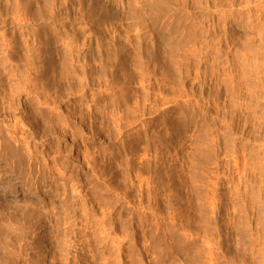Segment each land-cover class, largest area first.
Instances as JSON below:
<instances>
[{
	"label": "rangeland",
	"instance_id": "obj_1",
	"mask_svg": "<svg viewBox=\"0 0 264 264\" xmlns=\"http://www.w3.org/2000/svg\"><path fill=\"white\" fill-rule=\"evenodd\" d=\"M171 1L0 0V95L8 98V103L18 110L19 115L24 113V108L30 110L29 108L36 107L35 95L50 98L54 102L51 114L45 111L43 115H32L33 112L30 110L31 118H28L29 121L25 119L28 130L47 144L43 147L35 145V150L38 154L47 153L49 156L51 152H56L58 146L65 144L64 150L68 157L65 163L66 171L76 173L73 178L82 186L81 191L72 197L73 203L94 198V209L89 208L87 218L74 216L72 208L68 209L70 215L63 213L58 201L53 200L51 205L52 198L49 194L40 202L33 197V202L28 201L27 206L24 205L27 203V197L23 203L17 200V204L8 207L10 212L3 208L1 211L4 213L0 211L2 215L0 230L4 231H0V264H157L159 244L142 232L141 220L136 213L133 220L128 218L130 210H134L133 206L140 197V190L136 185L139 182L137 178L135 179L132 169L144 159L150 148L147 149L145 145L147 143L141 141L140 137L137 144L135 141L136 149L121 154L116 149L117 139L109 135L114 130L110 127L113 126L114 115L125 113L127 103L130 104L128 107H135L134 103L138 98L139 102L140 98L142 100L145 98L144 89L147 88L155 91L156 88H160L158 90L162 88L161 91L166 90L168 93L169 87L171 89L173 85H177L171 82L174 81L173 76V79L179 78V84L182 83L178 86L188 90L191 88L192 94L203 102L200 104L208 107L216 118H221L223 116L221 113L224 112V120L230 118V115L232 119L225 120L229 122L230 130L223 132L219 138L221 142L217 148L220 150V167L215 166L214 160L208 161V164L199 162L197 166L194 165L190 156L200 139L186 137L185 140L182 139L180 147L177 146L175 151H172L175 157L172 156L173 153L161 154L160 158L154 161L151 172L153 176L151 173L146 174L148 186L144 184L143 190L148 193L144 194L149 195V198H145V203L151 206L149 209H142L141 212L149 211V218L155 221V216L152 214V217L150 212L155 207L157 211L163 209L160 212L166 219L162 218L160 222L165 225V233L170 239L175 238L178 244H184L182 247L186 250L185 257L188 258L183 259L179 254H169L159 264H189L190 260L194 261L190 264H196L200 263L196 259L201 260V257L202 264H264V112L263 115L260 114L262 107L264 109V93L259 91V95H255L249 101L245 82L240 75L237 76L238 81H234L235 87L230 82L228 84L230 80L229 77L226 78L232 73V64L235 60L242 61L247 57L249 59L245 60L251 64L252 61L249 60H253L256 55L262 56L264 35L259 29H251L244 33L242 24L231 19L232 15H229L226 22L218 19L222 12L230 9L229 12H233L235 17L241 14L256 18V14H259L260 21L264 17V5L247 7L246 1L241 0H228L227 3L226 0H188L186 9L179 14L182 18L187 16L194 29L205 36L199 44L204 47L199 50L201 53L199 59L202 63L198 72L190 67L188 69L187 63H182L183 67L180 65V68L184 70L180 69L181 77H177L174 69L179 63L175 61L177 64L175 67L173 55L175 48L183 52L186 48L184 42L177 39L179 37L177 33H181L180 29L183 27L181 25L186 22L180 24L181 22L172 19L171 11L174 5ZM210 16L211 19L208 21ZM168 32L175 34L169 36ZM211 37L213 39L210 40ZM205 42L221 46L223 48L221 54L208 51L211 57L207 58L208 48ZM250 43L256 46H251ZM254 50L255 55L252 54ZM263 56L261 63L264 62ZM160 66L173 68L174 71L170 68V72L173 73L171 81L167 77L161 75L159 77L160 71L157 69ZM115 70L116 74L113 73ZM151 74L157 76L151 77ZM257 76L264 82V71ZM113 77L120 79L115 81L114 78L113 81ZM140 77L144 79L143 81L147 80V83L151 80V83L147 84L145 81V84ZM166 79L172 86L170 82H165ZM162 81L165 84H162ZM237 83L240 85L239 88ZM140 86L142 89L139 90ZM233 89L234 92L239 89L241 93L238 91L234 93ZM230 93L236 97H231ZM152 95L153 90L150 96ZM237 95H241V98ZM161 96L162 98H159L163 99L164 95ZM236 98L239 99V103ZM145 102L148 103V107L154 106L150 101ZM162 108L166 113L176 110L167 106ZM199 113L197 108L196 114ZM13 118L9 112L0 117V136H5L6 128H12ZM145 119L155 121L160 120V117L154 113ZM105 122L108 126L106 124L103 129L102 124ZM18 126L23 137L29 136L26 128ZM128 132L125 134L130 133ZM153 149L156 148L153 147L151 150ZM152 153L154 151L149 154ZM137 154H143V157ZM159 154L160 152L158 157ZM250 157H253V161ZM243 161L244 163L247 161L245 166ZM197 167H202L200 168L202 170ZM201 172L203 176L199 175ZM165 173L169 175L166 176ZM190 178L195 189L189 184ZM95 179L116 198L94 197L92 190L93 185H96ZM184 180L187 181V185ZM208 182H212L211 193L214 191L216 195L213 199V194L209 192L210 188L209 191L206 190L208 189L206 187H211ZM199 183H203L204 186ZM212 184H215V188ZM77 195L78 198L74 201ZM6 197L9 198L4 194L3 198L7 199ZM92 215L93 218H90ZM49 219L53 222L52 233L43 237L41 226ZM71 219H76L77 222L70 224ZM90 219H93V222ZM206 231L208 232L204 233ZM103 243H108L109 246L103 247ZM127 247H131V251H128Z\"/></svg>",
	"mask_w": 264,
	"mask_h": 264
},
{
	"label": "bare ground",
	"instance_id": "obj_2",
	"mask_svg": "<svg viewBox=\"0 0 264 264\" xmlns=\"http://www.w3.org/2000/svg\"><path fill=\"white\" fill-rule=\"evenodd\" d=\"M170 1V0H169ZM181 1V2H180ZM178 2H176L175 0H172V4L174 5V7L172 6V11L171 9L169 11H171V16L173 17L172 19L177 21V22H181L180 24H182V22H186V23H183L184 25H181L183 26L181 30V33H177V39L178 40H182L184 42V44L186 45V48L184 49V52L183 51H180L179 48H177L178 50H176V48L174 49V55H173V63H179L178 67L177 64L175 65L176 70V76L178 77H181V72L182 70L180 69H183V68H180L182 66V63H187L188 65L186 66L188 69L189 67L193 70H196V72H198V70L201 68V59L200 58V51L199 50H202L203 48L199 45L200 42L205 38V36L194 29L193 27V24L190 22V20H187V16L185 18H182L181 17V14L179 13H183V11L186 9V5H187V2L188 0H180ZM246 1V5L247 7H257V6H262L264 5V0H241V2H245ZM228 2V0H226V3ZM181 3V4H180ZM221 5L222 3L219 2ZM225 3V4H226ZM232 5H234V2L231 3ZM242 4V3H240ZM169 6V5H168ZM241 7H244L243 5H240ZM169 8V7H168ZM230 10V9H229ZM229 10L227 12H222V14H220V16H218V19L219 21L222 22V20L224 22L227 21L229 15H232L230 17H232L231 19L233 20H237L239 21L241 24H242V31L244 33H248L251 29H259V31L264 35V17L261 18V20L259 21V18H260V15L259 14H256V18H252L251 15H237V17H235L232 13L233 12H229ZM168 11V10H167ZM170 13V12H169ZM185 13V12H184ZM224 13V14H223ZM180 15V16H179ZM219 15V14H218ZM185 16V15H184ZM212 16V15H211ZM211 16L209 17L208 21L211 19ZM227 18H226V17ZM251 17V18H250ZM170 18V17H169ZM184 20V21H183ZM172 21V20H171ZM170 21V22H171ZM173 23V21H172ZM171 24V23H170ZM175 24V22H174ZM180 26V27H181ZM173 27V26H172ZM174 28V27H173ZM172 28V29H173ZM179 28V26H178ZM169 29V28H168ZM167 29V30H168ZM175 29V28H174ZM172 31V30H171ZM180 32V31H179ZM175 34V32H173ZM172 32H168L169 36H172L173 34ZM167 34V35H168ZM236 35V34H235ZM262 35V36H263ZM212 36V34H211ZM245 37V36H244ZM264 37V36H263ZM213 39L212 37L210 38V40ZM251 39V38H250ZM262 40V39H261ZM264 40V38H263ZM262 40V41H263ZM252 42V40H251ZM260 42V41H259ZM181 43V42H180ZM207 44V58H210L211 55L208 54V51L210 52H213L214 54H221L222 50L223 49L221 46H216L210 42H205ZM263 43V42H262ZM261 43V44H262ZM252 43H250L251 45ZM239 45V44H238ZM172 46H175V45H172ZM171 46V47H172ZM177 46V45H176ZM247 46V45H246ZM249 46V45H248ZM251 46H256V45H251ZM258 46V45H257ZM263 46H264V43H263ZM179 47V46H178ZM238 47V46H237ZM243 47V46H242ZM259 47V46H258ZM261 47V46H260ZM249 48V47H248ZM239 50V49H238ZM241 50V49H240ZM239 50V51H240ZM243 50V48H242ZM241 50V51H242ZM238 51V53H239ZM246 51V49L244 50ZM249 51V50H247ZM259 51V50H258ZM258 51H256L257 53H259ZM261 51V49H260ZM263 51V50H262ZM241 53V52H240ZM243 53V52H242ZM262 53V52H261ZM255 55V50H254V53H252ZM240 55V54H239ZM252 55V56H254ZM260 55V53H259ZM264 55V52L262 53V56ZM262 56L260 55V57L258 55H256V57L253 59V60H249V61H252L251 64H249L250 62L247 63V60L249 58H247V60H242L241 59L239 60H235L232 64V73H229L227 75L226 78L229 77L228 80V84L229 82L233 84L234 86V81H236L238 79V75H240L242 81L245 82V85H246V91H247V98L249 99V101H251V99L254 98L255 95H259V91H261L262 93H264V82H261L257 77L258 74H261L264 70V62L262 61L261 63V59H262ZM264 57V56H263ZM240 58H243V57H240ZM257 58V59H256ZM120 59V58H119ZM236 59V58H235ZM252 59V58H251ZM121 61V60H120ZM126 63V62H125ZM124 63V64H125ZM122 64V63H121ZM120 65V64H119ZM181 65V66H180ZM116 66V65H115ZM118 67V66H117ZM125 67V65H124ZM174 67V68H175ZM183 67V66H182ZM121 68V67H120ZM123 68V66H122ZM126 68V67H125ZM124 68V69H125ZM163 68V69H161ZM169 66L168 67H162L160 66V70L157 69L158 71H160V73H158L159 77L160 75L163 76V77H167L169 78L168 80L171 81V77L173 75L172 72H170V68L173 70L172 67H170L169 69ZM117 70V69H116ZM116 70L113 72L115 73ZM173 70V71H174ZM184 70V69H183ZM263 70V71H262ZM122 71V70H121ZM124 71V70H123ZM112 72V71H111ZM151 72V71H149ZM148 72V73H149ZM155 72V70H154ZM152 72V73H154ZM112 73V74H113ZM117 73V72H116ZM115 73V74H116ZM122 73V72H121ZM120 73V74H121ZM162 73V74H161ZM114 74V75H115ZM149 75V74H148ZM147 75V76H148ZM153 74H151V77H152ZM147 76H146V79H147ZM154 77L157 76V75H153ZM150 78V75L148 76ZM158 77V78H159ZM174 77V76H173ZM172 77V80L174 81H171V82H174L175 84H177L176 86L173 85V87L170 89V85L168 86L169 87V92L167 93L166 90L165 92L161 91V90H158L160 88H156L157 91H155L154 89L153 90V94L152 96L151 95V92L152 90L147 88V89H144V94H145V100L143 101L142 98L141 101L139 102L138 99H137V103L135 102L134 105L135 107H128L130 106V104L128 105L127 103V110L125 113H119V114H116L114 115V119L112 120L113 121V126H110V127H113V135L112 133H110V137H113L115 139H117V143H116V146H117V150L122 154L127 151V150H130V149H134L135 148V141H136V144L138 143L137 140L140 138L142 139L141 141H145L147 144L146 147L147 149L150 150L154 147L156 148L155 150L153 149L154 153L152 154H149L150 152H153L152 150L148 151L149 153H145L144 155V159L139 163V164H136L135 166H133L132 168V171L134 170V173H135V179L137 178L138 179V182L136 185L138 187V190H140L139 192V198L137 200V204H133L131 201V203L134 205L133 207L134 210H130V213H129V219L130 220H133L132 218H135V213H136V216L138 218H140V226H141V229H142V232L147 235V236H150V238L154 241L156 240V243L159 244V249H157V260H156V263L159 264L160 262H162V259L166 256H168L169 254H179L181 255V257L184 259H188L187 257H185L186 255V250L183 249L182 247V244H178L177 241L175 240V238L173 239H170L169 238V235L167 233H165V225L163 223L160 222V220L163 218V214L162 210H155L157 209L155 207L154 210H150V214L152 216H155V221H152L149 216H148V213L149 211H146L148 213H145V211H142L141 210L143 209H149L150 206H148L149 204H146L145 203V198L148 199L149 198V195H145V194H148L146 192H144L143 188L145 187L144 184H146V174H150L153 169V165H154V161L157 159V158H160V155L163 154V153H167V154H170L172 155V153L175 151V148L177 146H179L180 144H182V139L185 140L186 139H192V138H199L200 141L198 143V146H196L195 148H193L194 150L192 151L191 153V160L192 162L194 163V165H198L199 162H205L208 164V161H211L213 162V160L215 161V166L218 168L220 167V164H221V160H220V153L218 151V148L217 146L220 147V142H219V138H220V135L223 133V132H226V130H230V126H229V122H226L225 120L227 119V121H229V119H232L231 115L229 116L230 118H226L224 120V112H222L221 114L223 115L220 119L219 118H216L214 116V114L212 112H210V109L206 106H202L200 103L202 101H199L197 97H195V95L192 94V90L191 88L188 90L187 88L184 89V87H180L178 86L179 84V78H175L173 79ZM114 78L113 77V81H114ZM141 78V77H140ZM145 78V77H144ZM148 78V79H149ZM163 78V79H165ZM225 78V77H224ZM116 79L118 78H115V81ZM120 79V78H119ZM118 79V80H119ZM160 79V78H159ZM142 80V78H141ZM144 80V79H143ZM142 80V81H143ZM154 80V79H153ZM167 80V79H166ZM165 81V82H168ZM176 80V82H175ZM179 80V81H178ZM112 81V80H111ZM141 81V82H142ZM146 83H147V80H145ZM145 81H143L145 83ZM151 81V80H150ZM149 81V82H150ZM157 81V80H156ZM169 81V82H170ZM226 81V79H225ZM238 81V80H237ZM236 81V82H237ZM140 82V81H139ZM140 82V83H141ZM148 82V83H149ZM155 82V81H154ZM161 82V79L160 81ZM164 81H162V84L164 83ZM168 82V83H169ZM171 82L169 84H171ZM145 83V84H146ZM147 83V84H148ZM151 83V82H150ZM149 83V84H150ZM158 83V82H157ZM113 84V83H112ZM156 84V82H155ZM160 84V83H158ZM167 84V83H166ZM182 84V83H181ZM179 84V85H181ZM225 84V83H224ZM231 84V85H232ZM106 85V84H105ZM109 85V83H108ZM141 85V84H140ZM144 85V84H143ZM142 85V86H143ZM161 85V84H160ZM159 85V86H160ZM227 85V84H225ZM113 86V85H112ZM116 86H119V85H116ZM152 86V85H151ZM158 86V85H157ZM158 86V87H159ZM163 86V85H162ZM167 86V85H166ZM172 86V84H171ZM240 86L239 83H237V87ZM109 87V86H108ZM149 87V86H148ZM235 87V86H234ZM236 87V88H237ZM111 88V87H110ZM129 88V87H127ZM151 88V87H150ZM166 88V87H165ZM164 88V89H165ZM227 88V87H226ZM232 89V87H229ZM239 88V87H238ZM112 89V88H111ZM137 89V88H136ZM135 89V90H136ZM142 89L141 86L139 88V90ZM230 89V90H231ZM110 90V89H109ZM128 90V89H127ZM168 90V89H167ZM228 90V89H227ZM229 90V91H230ZM239 90V89H238ZM237 90V91H238ZM241 90V88H240ZM138 91V90H136ZM143 91V90H142ZM235 90L234 92V89H233V92L234 93H238L240 91L237 92ZM120 92V91H119ZM121 92H123L121 90ZM132 92V91H131ZM134 92V91H133ZM141 92V91H139ZM138 92V93H139ZM112 93H113V90H112ZM233 93V94H234ZM241 93V92H240ZM239 93V94H240ZM125 94V93H124ZM231 94V97L233 96V98L236 97V95H232ZM113 95V94H112ZM119 95V94H117ZM116 95V96H117ZM122 95V94H120ZM142 95H143V92H142ZM161 95H164L163 99ZM242 95V94H241ZM240 95V96H241ZM237 95V97H240ZM115 97V96H114ZM119 96H117L118 98ZM122 98V96H120ZM124 97V96H123ZM161 97V98H159ZM241 98V97H240ZM243 98V97H242ZM123 99V98H122ZM151 99V100H150ZM230 99V98H229ZM237 99V98H236ZM8 98H6V96H2L0 95V117H2L6 112H9L10 114H12L14 116V124L12 125V128H6V133H5V136H0V211L4 208V209H7V211L9 210L8 207L10 205H14V204H17V200H21L22 203L23 201H25V197H27V200L24 205L28 204V201H32L33 202V197L34 198H37L38 202L42 201L43 199H45V195L46 194H49V196L52 198L50 203L51 205L53 204V200L54 201H58V206L61 208L60 210L63 211V213H68L70 215V211L68 210L69 208H72L73 210V215H77L79 217H88L89 216V208L91 209H94V203H93V200L92 199H84V200H81L79 202H74L73 203V196L74 194L78 193L81 191V187L82 186H79V181L76 182L74 180V174L76 173H72V172H67L66 171V165L65 163L67 162L68 160V157L65 153V150H64V147H65V144H61L60 146H58V149L56 150V152H51V155L47 156V153H43V154H38L35 150L36 146L35 145H41L42 147L47 145L46 143H44L43 141H41V138H36L32 132L30 131V129L28 130V127L26 126L25 124V119L26 121L28 120V118L30 117V110L33 112L32 115H36V114H42L43 115V112L45 111H48L49 114H51L50 112H52V106H54V102L50 99V98H45L41 95H35V103H36V107H33V108H29L30 110L24 108L23 110V114L22 115H19L18 113V110H16L15 108H13V105L8 103ZM201 100V99H200ZM231 100H234V99H231ZM239 99H237V102H238ZM242 100V99H241ZM240 100V101H241ZM143 101V102H142ZM145 101H150L151 104H153L154 106H151V107H148L147 104ZM230 101V100H229ZM228 101V102H229ZM232 102V101H231ZM234 102V101H233ZM236 102V101H235ZM237 102L235 104H237ZM203 103V102H202ZM239 103V102H238ZM230 104V102H229ZM233 104V103H232ZM234 105V104H233ZM239 105V104H238ZM35 106V105H34ZM163 106H167L168 108L169 107H172V108H175L176 110H173L172 112L170 111L169 112H164V109L162 108ZM201 106V108H199ZM237 106V105H236ZM153 107V108H152ZM240 107V106H239ZM238 107V108H239ZM126 108V107H125ZM198 108V111L200 112L198 115L196 114V109ZM236 107V109H238ZM33 109V110H32ZM124 110V109H123ZM230 110H231V107H230ZM259 110L260 107H259ZM29 113H28V112ZM122 111V110H121ZM114 112V111H113ZM263 112H264V109L262 107V112H260L261 115H263ZM115 113V112H114ZM118 113V112H117ZM158 117H160V120H155V121H152V120H146L145 118L147 116H150L151 114H154ZM256 113V112H255ZM232 114V113H231ZM254 114V113H253ZM259 114V115H260ZM61 114H58V116H60ZM218 115V114H217ZM216 115V116H217ZM257 115V114H256ZM112 116V115H111ZM226 116V115H225ZM255 116V115H254ZM218 117V116H217ZM31 118V117H30ZM29 121V120H28ZM233 121V120H232ZM108 124H110V122L107 120ZM233 123L235 124V122L233 121ZM106 122L105 124L103 123L102 124V128L104 129L105 126H106ZM107 124V126H108ZM231 124V122H230ZM232 124V125H234ZM18 125H22L23 128H26V130H28V134L29 136H25L23 137L21 132H19V129H18ZM231 125V126H232ZM91 128H93V126H90ZM234 127V126H233ZM232 127V128H233ZM22 128V129H23ZM235 129V128H234ZM109 131V130H107ZM105 131V132H107ZM129 131L128 133L129 134H125V132ZM230 133V132H229ZM226 134V133H225ZM232 135V134H231ZM226 136V135H225ZM119 139H121L119 141ZM140 141V140H139ZM192 141V140H191ZM78 142V141H77ZM189 143V142H188ZM187 144V143H186ZM140 147V146H139ZM180 147V146H179ZM255 147V146H254ZM32 148V150H30ZM136 149V148H135ZM146 149V148H145ZM220 149V148H219ZM245 149V148H244ZM256 149V148H255ZM35 150V151H33ZM173 151V152H172ZM181 151V150H180ZM183 151V150H182ZM146 152V151H145ZM160 152L159 154V157H158V153ZM134 153V152H133ZM137 153V152H136ZM139 153V152H138ZM181 153V152H180ZM188 153V154H190ZM248 153L249 150H248ZM127 154V153H126ZM247 154V153H246ZM251 154V153H250ZM131 155V153H130ZM137 155H141V154H137ZM143 155V154H142ZM141 155V156H142ZM169 155L170 157L174 156V153L173 155L171 156ZM187 155V154H186ZM51 156V157H50ZM136 156V155H135ZM166 157V155H164ZM185 156V155H184ZM245 156V155H244ZM247 156V155H246ZM250 156V155H249ZM257 156V154H256ZM255 156V157H256ZM143 157V156H142ZM140 157V159L142 158ZM154 157V158H153ZM175 157V156H174ZM173 157V158H174ZM188 157V156H187ZM254 157V158H255ZM164 158V157H163ZM168 158V157H167ZM178 159V156L176 157ZM175 158V159H176ZM246 158V157H245ZM251 158V157H250ZM249 158V159H250ZM253 158V157H252ZM251 158V160H252ZM169 159V158H168ZM160 160V159H159ZM167 160V159H166ZM171 160V159H170ZM163 161V159H162ZM168 161V160H167ZM171 161H174V160H171ZM183 161V160H182ZM189 161V160H188ZM249 161V160H247ZM247 161H245L247 163ZM253 161V160H252ZM257 161V160H256ZM159 162V161H158ZM157 162V163H158ZM177 162V161H176ZM186 162V160H185ZM258 163H260V161L258 160L257 161ZM160 163V162H159ZM183 163V162H182ZM242 163V162H241ZM244 163V161H243ZM242 163V164H243ZM244 163L243 165L245 166ZM254 163V162H253ZM162 164V163H161ZM190 164V163H189ZM241 164V166H242ZM250 164V163H249ZM249 164L247 167H249ZM256 164V162L254 163ZM253 164V165H254ZM178 165V164H177ZM184 165V164H182ZM188 165V164H187ZM260 165V164H259ZM243 166V167H244ZM258 166V165H256ZM161 167V166H160ZM180 167V166H179ZM184 167V166H182ZM188 167V166H187ZM190 167V166H189ZM199 167V166H198ZM197 167V168H198ZM204 167V165L202 166ZM200 167V168H202ZM242 167V170L244 169ZM252 168L254 166H251ZM165 168V167H163ZM172 168V167H171ZM175 168H177L175 166ZM195 168V167H194ZM196 168V169H197ZM198 168V169H200ZM256 168V167H255ZM259 168V167H258ZM160 169V168H159ZM162 169V168H161ZM190 169V168H189ZM188 169V170H189ZM195 169V171H197ZM216 169V168H215ZM249 169V168H248ZM251 169V168H250ZM257 169V168H256ZM255 169V171H256ZM193 170V169H192ZM202 170V169H200ZM207 170V169H206ZM254 170V169H253ZM168 171V170H167ZM180 171V170H179ZM190 171V170H189ZM194 171V170H193ZM246 171V170H245ZM249 171V170H248ZM254 171V172H255ZM159 172V171H158ZM188 172V171H187ZM199 172V171H198ZM204 172V171H202ZM201 174L199 173L200 176H203L202 173ZM207 172V171H206ZM125 173V172H124ZM160 173V172H159ZM170 173V172H169ZM177 173V172H176ZM181 173V172H179ZM192 173V171L190 172V174ZM247 173V171H246ZM155 174V173H154ZM168 173H165L166 176ZM178 174V173H177ZM187 174V173H186ZM194 174V173H193ZM198 174V173H197ZM151 175L153 176V174L151 173ZM164 175V174H163ZM172 175V174H171ZM180 175V174H179ZM177 175V176H179ZM247 175V174H246ZM251 175V174H250ZM151 176V177H152ZM162 176V175H161ZM182 176V175H181ZM187 176V175H185ZM192 176V175H191ZM207 176V174H206ZM155 177V176H154ZM153 177V178H154ZM174 177V176H172ZM189 177V176H188ZM246 177V176H245ZM149 178V177H148ZM147 178V179H148ZM158 178V177H157ZM180 178V177H179ZM192 178V177H191ZM190 178V179H191ZM204 178V177H203ZM169 179V177H168ZM184 179V178H183ZM197 179V178H196ZM208 179V177H207ZM151 181V179H149ZM172 180V178H171ZM186 180V179H185ZM184 180V181H185ZM201 180V179H200ZM252 180V179H251ZM126 181V180H125ZM150 181L148 183H150ZM182 181V180H181ZM189 182L192 181L191 180H188ZM194 181V180H193ZM208 181H210L208 179ZM214 181V180H213ZM212 181V182H213ZM255 181V180H254ZM165 182H168L165 180ZM177 182V181H176ZM186 182V184H185ZM183 184L187 185V181H185ZM188 182V183H189ZM211 182V183H212ZM244 182V180H243ZM250 182V181H249ZM178 183V182H177ZM176 183V184H177ZM193 183V182H192ZM191 182L189 183L190 185H192V187H194ZM195 183V181H194ZM204 183V182H203ZM202 183V184H203ZM209 185L211 184L210 182H208ZM215 183V182H214ZM95 184L96 185H93L94 186V189L92 190V195L94 197H103L104 198L106 197V199H113V198H116L114 196V194L112 192H110L109 190H107L106 187H103L101 185V182H99L97 179H95ZM169 184V183H168ZM197 184V183H196ZM201 186H204V184L202 185L201 183H199ZM207 184V183H206ZM205 184V185H206ZM147 185V184H146ZM170 185V184H169ZM174 185V184H173ZM213 185V188H215V184H212ZM79 186V187H78ZM148 186V185H147ZM211 186V185H210ZM86 187H88V185H86ZM177 187V185H176ZM184 187V186H183ZM188 187V186H187ZM191 187V188H192ZM199 187V186H198ZM79 188V189H78ZM172 188V187H170ZM178 188V187H177ZM176 188V189H177ZM209 191V188H210V193H211V187H206ZM189 189V188H188ZM195 189V187L193 188ZM162 190V188H161ZM175 190V189H174ZM172 190V191H174ZM238 190V189H237ZM148 191V190H146ZM178 191V189L176 190ZM175 191V192H176ZM201 191V190H200ZM152 192V191H151ZM170 192V190H169ZM180 192V191H179ZM190 192V191H189ZM207 192V191H206ZM240 192V191H239ZM145 193V194H144ZM201 193V192H200ZM236 193V192H235ZM6 194L9 198L5 199L3 198V195ZM155 194V193H154ZM157 194V193H156ZM171 194V193H170ZM188 194V193H187ZM211 194H213L212 196V199L214 198V195H215V192L213 191ZM253 194V193H252ZM167 195V194H166ZM165 195V197H167ZM173 195V194H172ZM181 195V194H180ZM197 195V194H196ZM241 195V194H240ZM251 195V194H250ZM80 196V195H79ZM203 196V195H201ZM257 196V195H256ZM82 197V196H81ZM164 197V196H163ZM176 197V196H175ZM211 197V196H210ZM216 197V195H215ZM240 197V196H239ZM76 199L74 201L77 200L78 198V195L77 197H75ZM182 198V197H181ZM190 198V197H189ZM193 199V197H191ZM200 198V197H199ZM198 198V199H199ZM204 198H205V195H204ZM242 198V197H241ZM244 198V197H243ZM24 199V200H23ZM161 199V198H160ZM187 199V198H186ZM195 199V198H194ZM203 199V198H202ZM248 199V198H247ZM251 199V197H250ZM240 200V199H239ZM242 200V199H241ZM193 201V200H192ZM198 201V200H197ZM203 201V200H202ZM208 201V200H207ZM206 201V202H207ZM214 201V200H213ZM237 201V200H235ZM244 201V199H243ZM72 202V203H70ZM153 202V201H152ZM212 202V201H211ZM241 202V201H240ZM251 202V201H250ZM208 203V202H207ZM215 203V202H214ZM213 203V204H214ZM247 203V202H246ZM31 204V203H30ZM71 206H70V205ZM156 204V203H155ZM192 204V203H191ZM205 204V203H204ZM211 204V203H210ZM19 205V204H18ZM17 205V206H18ZM159 205V204H158ZM166 205V204H165ZM5 206H7V208H5ZM21 206V205H19ZM27 206V205H26ZM24 207V206H23ZM153 207V206H152ZM189 207V206H188ZM16 208V207H15ZM22 208V207H21ZM32 208V207H31ZM34 208V207H33ZM162 208V207H161ZM191 208V207H190ZM214 208V207H213ZM244 208V207H243ZM12 209V207H11ZM96 209V208H95ZM130 209V208H129ZM132 209V207H131ZM211 209V208H210ZM13 210V209H12ZM11 210V211H12ZM19 210V209H18ZM136 210V211H135ZM212 210V209H211ZM29 210L27 209V212ZM200 211V210H199ZM208 211V210H206ZM214 211V210H212ZM3 212V211H1ZM0 212V214H1ZM10 212V211H8ZM93 212H95V210H93ZM121 212V211H120ZM165 211H163L164 213ZM166 212H167V209H166ZM4 213V212H3ZM2 213V214H3ZM6 213V211H5ZM22 213V212H21ZM31 213V212H30ZM168 213V212H167ZM202 213V212H200ZM210 213V212H209ZM208 213V215H209ZM67 214V215H68ZM10 215V214H9ZM165 215V214H164ZM204 215V214H203ZM212 215V214H211ZM2 215H0V218ZM152 216V217H153ZM168 216V215H166ZM120 217V216H119ZM90 218H93V215L92 217ZM67 218H65L66 220ZM166 219V218H163V220ZM1 220V219H0ZM10 220V219H9ZM72 220V219H71ZM91 222H93L92 220L93 219H90ZM205 220V219H203ZM13 221V220H12ZM70 221V220H69ZM208 221V219L206 220ZM2 222V221H1ZM77 222L76 219H73L70 224H75ZM165 222V221H164ZM167 222V220H166ZM201 223V222H200ZM210 223V222H209ZM261 223V222H260ZM263 223V222H262ZM4 224V223H3ZM2 224V225H3ZM203 224V223H202ZM206 224V223H205ZM10 225V223H9ZM7 226V225H6ZM68 226V225H67ZM168 226V225H167ZM208 226V225H207ZM42 229H41V233H43V237H46V236H49L51 233H52V227H53V222L51 219L48 220V222L44 223L43 226H41ZM193 227V226H192ZM191 227V228H192ZM1 228V226H0ZM139 228V227H138ZM195 228V227H194ZM198 228V227H197ZM200 228V227H199ZM205 228V227H204ZM204 228L203 231L205 230ZM193 229V228H192ZM201 230V232H203ZM7 230V229H6ZM196 230V228H195ZM200 230H198L200 232ZM1 232H4L2 231V229L0 230ZM9 231V229H8ZM14 231V230H13ZM13 231H11L13 233ZM40 231V230H39ZM168 232V231H167ZM194 232V231H193ZM208 231L204 232V233H207ZM251 232V231H250ZM169 233V232H168ZM3 234H6V233H3ZM166 234V235H165ZM170 234V233H169ZM202 234V233H201ZM15 236V234H13ZM39 235V234H38ZM45 235V236H44ZM168 235V236H167ZM174 235V234H173ZM252 235V234H251ZM4 236V235H3ZM176 236V235H175ZM7 237V236H6ZM10 237V236H8ZM13 237V236H12ZM170 237H171V234H170ZM177 237V236H176ZM258 237V236H257ZM251 238V236H250ZM256 238V237H255ZM46 241L48 239H45ZM43 240V241H45ZM252 240H254L252 238ZM259 240V239H258ZM257 240V241H258ZM1 242V241H0ZM50 242V241H48ZM180 242V241H179ZM182 242V241H181ZM185 242V241H183ZM255 242V241H254ZM47 243V242H46ZM187 243V242H186ZM3 244V242L1 243ZM252 244V243H251ZM184 245V244H183ZM109 244L108 243H103V247H108ZM134 247H132L133 249ZM186 249V247H185ZM127 250L128 251H131V247H127ZM206 251V250H205ZM203 252V251H202ZM197 253V252H196ZM206 253V252H205ZM188 254V253H187ZM204 254V253H203ZM205 256V255H203ZM198 257V256H197ZM181 258V259H182ZM202 258L201 257V260L198 258L196 259L197 262H200L201 264L203 262L202 261ZM5 259V258H4ZM190 260V259H189ZM196 260H195V263H196ZM185 261V260H184ZM192 261L190 260L189 264L191 263ZM194 262V261H193ZM192 262V263H193ZM200 263H196V264H200Z\"/></svg>",
	"mask_w": 264,
	"mask_h": 264
}]
</instances>
